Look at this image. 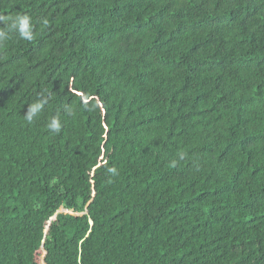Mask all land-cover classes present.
Masks as SVG:
<instances>
[{
    "label": "trees",
    "instance_id": "1",
    "mask_svg": "<svg viewBox=\"0 0 264 264\" xmlns=\"http://www.w3.org/2000/svg\"><path fill=\"white\" fill-rule=\"evenodd\" d=\"M0 264H264V0H0Z\"/></svg>",
    "mask_w": 264,
    "mask_h": 264
},
{
    "label": "clouds",
    "instance_id": "2",
    "mask_svg": "<svg viewBox=\"0 0 264 264\" xmlns=\"http://www.w3.org/2000/svg\"><path fill=\"white\" fill-rule=\"evenodd\" d=\"M26 25H27V20L25 19V21H24V26L26 27Z\"/></svg>",
    "mask_w": 264,
    "mask_h": 264
}]
</instances>
